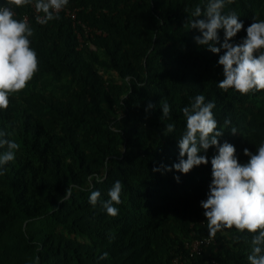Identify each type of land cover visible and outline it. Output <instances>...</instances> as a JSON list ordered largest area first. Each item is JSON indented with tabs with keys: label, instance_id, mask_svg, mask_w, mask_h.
I'll return each instance as SVG.
<instances>
[{
	"label": "trees",
	"instance_id": "obj_1",
	"mask_svg": "<svg viewBox=\"0 0 264 264\" xmlns=\"http://www.w3.org/2000/svg\"><path fill=\"white\" fill-rule=\"evenodd\" d=\"M205 3L69 0L82 21L100 30L93 36L79 30L80 38L62 11L41 25L28 5H13L14 18L27 16L33 30L39 70L0 109V131L20 145L0 175V264H172L177 256V264H249L252 235L235 228L218 232L208 254L189 257L185 248L191 231L209 237L200 202L207 199L215 147L206 153L209 163L188 174L152 171L178 162L182 109L197 95L215 104L220 144H233L241 163L249 159L245 148L255 154L264 143V91L221 90L224 50L213 54L193 39L200 33L187 21ZM231 11L244 23L232 41L239 43L254 17L264 20V0H234L224 13ZM218 34L223 42V29ZM163 101L170 118L161 116ZM149 102L157 107L146 113ZM90 176L105 179L89 182ZM116 181L123 187L113 217L101 202ZM93 190L101 193L95 207Z\"/></svg>",
	"mask_w": 264,
	"mask_h": 264
},
{
	"label": "clouds",
	"instance_id": "obj_2",
	"mask_svg": "<svg viewBox=\"0 0 264 264\" xmlns=\"http://www.w3.org/2000/svg\"><path fill=\"white\" fill-rule=\"evenodd\" d=\"M33 0H7L8 5L23 7L32 4ZM69 0H36L35 10L43 13L36 16L37 23L43 25L58 18V14L68 5ZM234 0H206L201 7L196 5L187 21L192 30L200 35L193 39L198 46L219 56L218 65L223 68V80L218 87L227 92L234 89L240 95L264 91V20L253 18V23L246 29V37L239 43L233 38L244 28L243 21L235 11L224 13L226 5ZM9 6L0 7V109L9 107L10 96L22 92L39 70L37 53L31 47L30 37L33 30L26 20H18ZM204 17L203 19H199ZM223 29L224 39L220 41L219 30ZM219 44V47L216 45ZM142 87V85H141ZM157 106L149 102L145 112ZM215 104L205 103L204 95H197L190 106L182 109L186 120L183 135L179 138V159L171 167L153 168V172H176L188 174L194 167L207 165V151L215 147L217 154L211 158V176L207 199L200 202L207 220L209 238H215L224 229L247 232L252 235L251 252L247 259L249 264H264V143L255 154L247 148L243 154L249 159L241 163L235 146L227 141L222 145L219 138L224 131L217 130L218 123L214 118ZM161 116L170 118L171 106L163 101L160 106ZM229 121H225L227 125ZM167 133L175 131L174 124L165 126ZM237 134L235 128L231 129ZM7 133L0 131V175L4 166L15 159V152L20 145L6 139ZM203 152L205 155H200ZM186 157V158H185ZM89 182L95 179L102 183L104 176H90ZM177 183L180 177L175 176ZM122 184L114 182L108 192L109 199L102 201V207L109 216H117L121 203ZM72 196V188H66L64 198ZM101 193L93 190L89 203L95 207ZM62 202V201H61ZM107 254L105 253V257Z\"/></svg>",
	"mask_w": 264,
	"mask_h": 264
},
{
	"label": "built area",
	"instance_id": "obj_3",
	"mask_svg": "<svg viewBox=\"0 0 264 264\" xmlns=\"http://www.w3.org/2000/svg\"><path fill=\"white\" fill-rule=\"evenodd\" d=\"M35 2L36 0H33L32 4H29L28 6L30 10L32 11V13L35 16H38L39 13L36 12L35 7H34ZM3 6H9L14 11L13 5H8L7 2L0 5V7H3ZM79 9H80L79 7L66 6L62 10L64 15L71 20L73 27H75V32L77 33V37L80 38L81 32H79V30L85 32L89 36H93L94 33L99 34L100 30L89 27L84 21H82L78 17ZM26 19H27V16L24 17V20ZM89 46L90 48H94V46L91 43H89ZM212 243L214 244V240L212 238H209L208 236H196L195 232L191 231L189 234V238L185 241V248H186V251L189 257L196 258L198 256H203ZM180 262L182 261L180 260V257L178 256L172 259V264H177ZM191 264H203V263L199 260H195Z\"/></svg>",
	"mask_w": 264,
	"mask_h": 264
},
{
	"label": "rangeland",
	"instance_id": "obj_4",
	"mask_svg": "<svg viewBox=\"0 0 264 264\" xmlns=\"http://www.w3.org/2000/svg\"><path fill=\"white\" fill-rule=\"evenodd\" d=\"M54 84H55L54 81L49 82V85H50L49 87H51V88L55 87ZM208 253H210V249H207L205 254H208Z\"/></svg>",
	"mask_w": 264,
	"mask_h": 264
}]
</instances>
